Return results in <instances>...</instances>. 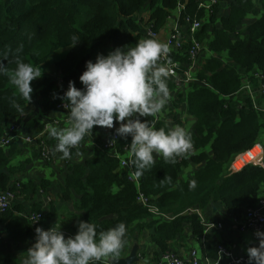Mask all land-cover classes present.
<instances>
[{"label": "trees", "instance_id": "obj_1", "mask_svg": "<svg viewBox=\"0 0 264 264\" xmlns=\"http://www.w3.org/2000/svg\"><path fill=\"white\" fill-rule=\"evenodd\" d=\"M178 1L0 0V63L9 72L16 69L17 60L35 68L40 67L42 72L40 78L31 82L33 92L30 102L9 84L6 75H0V137L11 127L10 119L23 112L30 103L36 101L45 110L54 109L62 102L59 98L54 99V95L63 96L68 90L69 81L82 89L79 77L86 70L88 61L95 63L92 49L96 44L111 42L114 49L124 51L135 47L141 30L133 16L148 6L152 11L153 29L157 32L165 24L168 11ZM218 1L221 3L224 0ZM189 7L188 14L192 17L190 11L195 10L196 6L190 1ZM218 10L219 5L213 13L215 17H211L213 23ZM243 18L240 10L231 13L227 20L222 21V30L214 33L209 48L218 55L227 51L229 59L241 69L264 72V14L249 27L243 40L232 42L228 38L227 34L235 33ZM206 36L207 29L202 26L196 34L197 41L202 43ZM60 52L64 54L63 58L52 61ZM204 72L209 74L206 81L212 91L194 90L187 102L190 114L196 118L195 132L198 135L196 137L190 133L192 147L201 151L193 162L204 160L205 166L183 181L180 173L187 163H171L162 158L143 170L141 175H135L139 182L137 189L127 180L126 173L117 172L119 159L110 157L107 150L97 146L85 165L77 164L69 168L70 175L63 188V200H71L69 192L77 197L75 208L81 212L80 221L95 224L98 234L120 222L125 223V247L133 234L132 224L138 222L141 227L140 222L150 218L153 225L148 228L155 227L152 240L161 252L167 253L170 243L183 233L185 224L196 238L203 235L199 218L195 214H188L187 210L193 207L203 210L212 202H220L227 213L239 217L245 210L257 205L264 193V170L248 166L239 173L228 175L227 165L235 155L251 149L259 141L261 114L250 105L236 111L233 103L220 100V96L228 97L239 90L241 76L237 70L211 58L204 65ZM146 119L155 128L168 130L162 123H154L150 117L143 121ZM204 132L206 134L203 136ZM13 143L7 149L0 148V171L6 170L5 174L0 175V192L11 189L29 198L45 191L49 185L46 181L30 182L21 190L9 187L13 172H18L10 164L16 153ZM130 143L131 137L126 140L120 137L116 150L123 154L122 148ZM209 143L214 156L211 160L202 153ZM131 166L135 173L132 162ZM193 181L195 186L191 187ZM113 186L118 188L117 193H112ZM138 193L149 200L147 206L136 202ZM13 204L0 215V221L11 240L23 243L33 236L34 229L42 225L44 218L50 214L43 215L41 208L36 207L38 205L26 213L21 205ZM149 208H156L160 215L168 216L170 220L158 219L159 215L150 213ZM33 213L42 214L36 227L27 216ZM70 231L75 235L77 226ZM3 264L17 262L7 258ZM97 264H103V261Z\"/></svg>", "mask_w": 264, "mask_h": 264}, {"label": "crops", "instance_id": "obj_2", "mask_svg": "<svg viewBox=\"0 0 264 264\" xmlns=\"http://www.w3.org/2000/svg\"><path fill=\"white\" fill-rule=\"evenodd\" d=\"M176 5L177 3L171 11H168V16L170 14L175 15ZM218 5L219 10L216 14L215 23L211 22V17H215L214 14H206L202 11H198L197 9L192 10V12L190 11V13H192V17L195 19L198 18L197 20H200L203 27L205 26L207 29V36L202 43L209 50L210 43L214 40V33L222 30V21L227 20L231 13L233 14L236 10H240L242 11V14H244V18L239 26H237L235 33L227 34L229 40L232 42L243 40L248 34L249 27L257 22L264 14V0L261 4L262 11L259 13L252 10L253 6L251 0H224L221 3L218 1ZM190 8L191 7L188 5L186 13L189 12ZM145 9H147V11L142 12ZM143 10L134 15L132 18L141 30V37L139 41L150 38L146 35L145 24L149 22H151L152 25L154 24V21H151L152 11L148 8V6H146ZM166 24L167 17L165 24L157 31L159 37L155 39L161 43H165V40L169 36ZM182 36L187 39V34L184 30H182ZM113 50L115 49L111 42L96 44L92 49V51H94L95 61L98 54L107 56L109 52ZM212 54L213 55L211 57L196 60L194 71V78L196 81L193 83L177 89L174 82L168 79L167 84L172 97L171 100L165 105L162 112L158 115L160 119L153 116L146 117H150L154 123H162L168 129L174 128L177 125L185 127L190 133H193L197 137L198 135L195 132L196 118L190 114L187 100L189 94L194 90H211L206 81L209 74L204 72V65L209 59L215 58L223 65L237 70L241 76V85L239 90L235 94L228 96L229 99L227 100H225L223 96H220L223 97L222 99L220 98V100L233 103L236 111L242 109L246 105H250L254 111L260 113L262 127L259 133V141L255 142L254 145L264 143V95L259 89L258 81L253 76L255 72L263 71L258 69L246 71L245 69L239 68L232 62V60L229 59L227 51H223L219 55L212 51ZM169 57L172 61L178 63L179 71H183L187 68L189 62L183 59L175 51H170ZM220 58H222L223 61ZM201 76L203 79H201ZM247 85L249 86L250 93L243 89ZM52 100L53 98L51 101ZM41 106L42 105L39 102H32L24 109L23 112L9 121L12 125L15 124L18 126L21 136L33 139L31 143H25L21 140L14 141L13 144L16 146V153L12 157L10 164L18 169V172H13V175L10 178L9 187H12L15 190H21L22 187H25L30 182H33L34 184L39 181L48 182L49 185L46 190L43 191V193L40 191L44 194L43 202L37 199L38 193L30 196L29 198L24 197L21 193H16L14 196V200L16 202H14L13 206L21 205L24 208L23 212L28 213L31 211V208L38 205L36 207L41 208L43 215L50 214L47 218H44V227H46L47 230L53 226L60 228L56 226L58 223L65 228L66 231H64L63 228H61L63 229L61 231L64 233L65 238H68L75 236L70 230L72 227H76L78 225L81 216V212L75 208L77 200L76 196L69 192L71 200H63L65 180L67 176L70 175L69 168L77 164L85 165V162L92 158L97 146L104 149L102 146L103 141L109 139L112 132L119 127V124L114 122L115 126L113 129L98 126L94 127L92 133L85 135L78 147L72 150L70 159H61L62 154H54V148L57 141L55 138L50 136L48 126L51 125L56 127L58 130L69 127L70 125L67 118L69 109H43L45 111L54 110L51 113L45 114L41 112ZM179 106L182 107V110L177 111ZM166 111L170 113V116L167 119H163L161 114ZM183 112H186L188 116L195 119L192 127L189 129L187 128V126H190L189 123L180 121L179 116ZM146 117L138 118L143 121ZM37 131L38 133L36 134ZM205 134L206 132L203 133V136ZM202 150L205 158L207 157L208 160L214 158L211 150V143H209ZM107 151L110 157L117 158L119 161L121 157L125 156L130 162H132V156L129 157L124 153L119 154L116 148L114 150ZM200 152L201 151L198 149L192 147L189 153L176 158L175 161L187 163V166L181 170V180L186 181L187 179L193 177L205 166L204 160L200 163L193 162V159L197 157ZM44 154H46V157H44ZM162 158L163 157L156 156L154 154L153 164H156ZM1 171H4L3 174L6 173V170ZM117 172L122 174L120 165H118ZM134 185L138 189L139 182H136ZM111 191L113 194L117 193L118 188L113 186ZM187 213L197 215L203 227V235L199 239L196 238L191 234L190 227L185 224L183 226V233L179 234L175 240L170 243L167 253H173L184 259L189 257L191 251H196L200 259V264H207V259L209 261H217V264H228V259L219 255V246H223L233 256L245 255L249 247H258L259 242L254 235L256 232L248 230L241 233L240 221L242 215L237 217L235 214L227 213L220 202H212L203 210H200L198 207H193L192 209L187 210ZM30 215L32 214H27V216ZM151 222L150 218L143 220L140 222L141 227L138 226V222L133 223V234L129 243L122 249L119 256L114 258L118 259L127 257L133 246L137 245V255L140 260L137 264H165L161 261V257L164 253L161 252L152 240L155 227L148 228L149 225H153ZM217 226H221V228H218ZM35 229L31 238H28L23 243H16L7 236L5 225L0 221V264H3L4 260L7 258L14 259L17 264H23L24 260L28 258L27 251L35 243L33 239L35 237ZM262 231H264V228ZM106 259L110 260L112 258Z\"/></svg>", "mask_w": 264, "mask_h": 264}, {"label": "clouds", "instance_id": "obj_3", "mask_svg": "<svg viewBox=\"0 0 264 264\" xmlns=\"http://www.w3.org/2000/svg\"><path fill=\"white\" fill-rule=\"evenodd\" d=\"M168 53L166 44L148 38L127 51L116 48L107 56L98 54L95 63L88 61L79 77L83 88L78 89L75 82L69 81L63 96L53 97L69 108L70 125L61 130L48 126L50 136L57 141L54 154L70 159L72 150L94 127L113 129L114 122L119 124L115 129L117 136L125 140L131 137L127 148L134 158L137 176L152 165L154 154L175 163L177 157L189 153L191 134L185 127L177 125L166 131L138 118L157 117L172 98L167 84L172 69L160 63ZM41 73L40 67L19 60L11 72L0 63V75H6L9 84L29 102L33 92L31 82L40 78ZM194 186L195 181L191 187ZM35 233V243L27 251L28 258L23 264H97L119 256L126 243L127 226L120 222L98 234L95 224L80 221L72 237L65 238L56 227L48 230L37 227ZM254 235L259 243L258 247L247 249L248 264H264V231Z\"/></svg>", "mask_w": 264, "mask_h": 264}, {"label": "built area", "instance_id": "obj_4", "mask_svg": "<svg viewBox=\"0 0 264 264\" xmlns=\"http://www.w3.org/2000/svg\"><path fill=\"white\" fill-rule=\"evenodd\" d=\"M190 1L193 2L198 11H202L203 13L210 15L215 12V8L218 5V0H179L176 5L175 15L167 16L166 25L169 36L165 40L164 44L169 47V52L175 51L183 59L189 62L185 70L179 71L178 63L170 59L169 53L167 57L160 61L162 65L171 67L172 75L168 79L174 82L177 89L196 81L194 78V71L197 59L208 58L213 55L211 50L207 49L203 43L197 41L196 34L201 30L203 24L200 20H197L186 13V8ZM182 30L186 32L187 39L182 36ZM145 31L146 35L152 39H157L159 37L158 33L154 31L151 22L145 24ZM169 61L171 62L170 65L168 64ZM253 76L258 81L259 89L264 95V73L258 71L255 72ZM243 89L250 93L248 85ZM220 98L222 99L223 97ZM224 99L227 100L229 97H224ZM59 106L62 109L68 108L67 106L63 107V102H61ZM119 138L120 137L116 135V131L114 130L109 139L103 141V148L105 150H114ZM16 140H21L25 143H31L33 141L30 137L21 136L18 126L13 124L8 129L7 133L0 137V148L7 149L10 143ZM127 147L128 146H124L122 148L123 153L130 157L131 154ZM44 157H46V154H44ZM119 165L122 172L126 173L128 181H131L133 184L138 182V179L133 173L131 162L125 156L120 158ZM248 166H257L264 170V143H258L251 149L235 155L227 166V174L232 175L239 173ZM15 194L16 192H12L10 190L0 192V214L5 213L9 209L10 205L15 202ZM148 201L149 200L144 195L138 193L136 202L139 205L147 206ZM149 211L156 216L159 215L158 219H162V221L170 220V217L160 215L156 208H149ZM41 219L42 214L33 213L28 216L29 222L34 227L39 224ZM217 227L221 228V226ZM263 228L264 193L259 197L258 203L254 208L247 209L242 213L240 231L241 233L248 230L257 232L262 231ZM218 253L220 256L228 259V264H248L249 262L247 251L245 255L233 256L229 251L224 249L223 246H219ZM102 261L103 264H110V260L108 259ZM161 261L165 264H200V259L196 251H191L189 257L184 259L173 253H164L161 257ZM207 264H217V261H209L207 259Z\"/></svg>", "mask_w": 264, "mask_h": 264}, {"label": "rangeland", "instance_id": "obj_5", "mask_svg": "<svg viewBox=\"0 0 264 264\" xmlns=\"http://www.w3.org/2000/svg\"><path fill=\"white\" fill-rule=\"evenodd\" d=\"M251 1H252V6H253L252 10H253L254 12H257V13L261 12V11H262V9H261V4H262V1H263V0H251ZM146 11H147V9L143 10L142 12H146ZM170 15H173V14H170ZM107 50H108V49H107ZM63 56H64V54H63L62 52H60V53H58V54L55 56L54 60H52V61L60 60V59L63 58ZM220 59L223 61L222 58H220ZM235 67H236V66H235ZM46 68L48 69L49 66L47 65ZM59 109H62V108H60V106H59L58 108H56V110H59ZM67 109H68V108H67ZM179 110H182V107H181V106H179V107L177 108V111H179ZM52 111H54V110H51V111H45V110H43V107L41 106V112H43V113H45V114H46V113H51ZM169 116H170V113H169L168 111L163 112V113L161 114V117H162L163 119H167ZM157 117H158V116H157ZM158 118H159V117H158ZM179 118H180V121H181V122H184V121H185V122H187V123L190 124V126H187L188 129L192 127V125H193V123H194V120H195L193 117L188 116L186 112H183V113L179 116ZM159 119H160V118H159ZM169 124H170V123H169ZM37 133H38V131L36 132V134H37ZM42 193H43V192H42ZM42 193L39 192V193L37 194V199H38L39 201H42V202H43L44 194H42ZM51 198H52V197H51ZM56 226H57V227H60V228H57V229H61V228H63L64 231H66L65 228L62 227L60 224L57 223ZM53 227H55V226H53ZM39 228H42V229H44V230H47L46 227H44L43 224L40 225ZM63 229H61V230H63ZM35 234H36V233H35ZM33 239H34V241H35V237H34Z\"/></svg>", "mask_w": 264, "mask_h": 264}, {"label": "water", "instance_id": "obj_6", "mask_svg": "<svg viewBox=\"0 0 264 264\" xmlns=\"http://www.w3.org/2000/svg\"><path fill=\"white\" fill-rule=\"evenodd\" d=\"M4 171H0V175L3 174ZM138 247L134 245L131 249L130 254L124 258H112L110 259V264H137L140 262L139 257L137 255Z\"/></svg>", "mask_w": 264, "mask_h": 264}]
</instances>
